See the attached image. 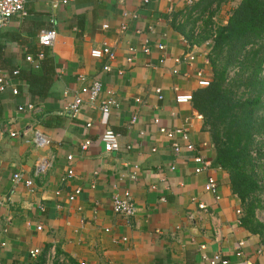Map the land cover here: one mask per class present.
<instances>
[{
    "label": "crops",
    "instance_id": "0c3cea01",
    "mask_svg": "<svg viewBox=\"0 0 264 264\" xmlns=\"http://www.w3.org/2000/svg\"><path fill=\"white\" fill-rule=\"evenodd\" d=\"M55 1L27 0L28 16L0 31V71H20L12 80L18 94L0 92V264H210L216 255L228 264H264V244L241 225V201L215 163L203 117L192 100L177 103L200 88L197 71L212 77V41L195 44L185 36L190 10L205 0H74L53 10ZM239 1L227 0L215 25H225ZM208 15L196 22L197 35ZM48 29L57 33L52 47L39 41ZM105 44L115 58L93 59L91 51ZM39 53L45 59L36 68L26 57ZM189 53L195 62L184 61ZM94 80L103 83L102 98L113 91L120 106L109 114L85 106L73 117L67 106ZM160 128L186 131L188 140L173 139L180 154ZM109 129L120 136L121 150L113 154L100 142ZM35 131L49 144L37 147ZM87 139L91 145L82 151ZM190 143L195 150H187ZM199 154L211 166L197 174ZM209 176L219 182L216 194L205 190ZM127 193L135 206L130 219L112 208L113 197Z\"/></svg>",
    "mask_w": 264,
    "mask_h": 264
},
{
    "label": "trees",
    "instance_id": "16d2710c",
    "mask_svg": "<svg viewBox=\"0 0 264 264\" xmlns=\"http://www.w3.org/2000/svg\"><path fill=\"white\" fill-rule=\"evenodd\" d=\"M226 1H202L187 19L190 42L212 41L211 83L193 93L192 104L211 135L216 165L229 174L241 201V225L264 244V221L258 217L264 211V0H240L227 23L217 26L213 16ZM194 12L200 16L192 20ZM208 12L197 35L194 26ZM186 26L181 25L184 33Z\"/></svg>",
    "mask_w": 264,
    "mask_h": 264
},
{
    "label": "built area",
    "instance_id": "2783aa9c",
    "mask_svg": "<svg viewBox=\"0 0 264 264\" xmlns=\"http://www.w3.org/2000/svg\"><path fill=\"white\" fill-rule=\"evenodd\" d=\"M27 0H0V31L4 30L10 23V21L13 18H25L28 16V13L26 11L25 5H26ZM74 0H58L52 3V8L53 10H57L60 6H67ZM146 3L149 2V0H145ZM190 4H193V0H190ZM51 23H55L54 17L51 19ZM105 29L108 28L106 25L104 27ZM125 27L123 28V30ZM57 33L54 29H48L44 30L41 32L39 36V41L40 44L44 47H52L54 45V42L56 40ZM159 49L161 51L164 50L163 46H159ZM132 53H135L136 51L134 49H131ZM145 53H149L150 50L146 47L144 49ZM116 54L115 52L111 49L110 46L107 44L103 45L102 47L95 48L91 51V57L93 59H103L105 57L113 59L115 58ZM45 58L44 53H39L36 57L33 55H29L26 57V60L30 62L34 67L39 68L41 61H43ZM197 59V55L194 53H189L186 55L184 61H187L188 63H193ZM132 59H129L131 61ZM178 62L180 60H177ZM105 70H109L108 67H105ZM20 74L19 70H15L12 73H7L4 70L0 71V92H5L7 89H12L13 94L17 95L18 91L14 86L12 85V80L13 77H17ZM196 79H197V84L200 88H207L210 86L211 83V76H207V74L199 70L196 73ZM79 80L81 82H85L86 78L84 76H79ZM104 89H103V83L100 80H94L90 84L85 85L84 87L81 88V90L76 93L74 97V101L70 103L67 106V111L73 116L76 117L79 115V113L82 111V109L85 106H90L92 108H98L100 111L104 114H109L112 109L118 108L120 105L116 98L114 97L113 91H108L107 92V97L102 98V95L104 94ZM159 95V99H163L162 96V91L158 90L157 91ZM192 100V97L190 96H181L177 98V103H189ZM137 117H134L131 121V123H136ZM155 123H159V120L156 119ZM87 128L91 127V124L86 125ZM2 131L0 130V137L2 135ZM160 132L168 135V138L173 141L174 136L176 135H181V137L184 140H188V134L186 133L185 130L182 129H176L174 131H169L165 128H160ZM10 137H17V133L11 132L9 133ZM120 136L113 130L109 129L107 130L101 137H100V142L103 146V151L105 154H113L117 153L121 150V145H120ZM32 142H34L37 147H45L46 145L49 144V138L42 133L41 131H35ZM91 145V141L89 139L85 140L81 144V150L86 151L89 146ZM129 150L131 149V146L127 147ZM172 149L175 154H180L181 153V147L178 142L173 141L172 142ZM187 150L193 151L195 150V146L193 144H189L187 146ZM68 160L72 161L73 157L69 156ZM194 163H196L197 167L195 169V172L197 174L202 173L203 171L207 170L210 168L211 163L210 161L202 156L201 154L196 155L194 157ZM44 164V163H43ZM41 167H45L44 165L41 164ZM74 175V171L72 169L69 170L68 176L72 177ZM133 179L136 178V175L132 176ZM21 179L19 174L14 175V180L19 181ZM218 184L216 178L213 176H209L207 180V184L205 185V190L209 193L216 194L218 191ZM26 185L29 186L30 188L33 186V182L30 180L26 181ZM71 201L75 199L74 195H71L69 198ZM112 208L113 211L122 216L124 219H130L135 215V206L134 202L130 196L129 193L125 195V197H120L119 195H115L112 200ZM206 208L205 205L201 204L200 209L204 210ZM237 214L241 217L243 212L241 209L237 210ZM43 229L42 226L38 227V230L41 231ZM240 253V252H239ZM40 254L39 249H34L30 252V256L32 258H36ZM228 264L227 261L222 260L220 255H216L212 260H210V264Z\"/></svg>",
    "mask_w": 264,
    "mask_h": 264
},
{
    "label": "rangeland",
    "instance_id": "374dc122",
    "mask_svg": "<svg viewBox=\"0 0 264 264\" xmlns=\"http://www.w3.org/2000/svg\"><path fill=\"white\" fill-rule=\"evenodd\" d=\"M258 217L261 221H264V211L263 210L258 212Z\"/></svg>",
    "mask_w": 264,
    "mask_h": 264
}]
</instances>
